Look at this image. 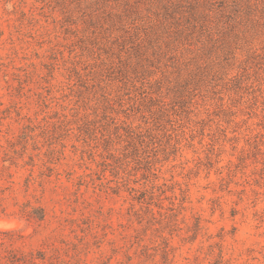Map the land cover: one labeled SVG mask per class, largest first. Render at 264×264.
<instances>
[{
	"label": "rangeland",
	"instance_id": "374dc122",
	"mask_svg": "<svg viewBox=\"0 0 264 264\" xmlns=\"http://www.w3.org/2000/svg\"><path fill=\"white\" fill-rule=\"evenodd\" d=\"M0 215V264H264V0H0Z\"/></svg>",
	"mask_w": 264,
	"mask_h": 264
},
{
	"label": "clouds",
	"instance_id": "9594fccd",
	"mask_svg": "<svg viewBox=\"0 0 264 264\" xmlns=\"http://www.w3.org/2000/svg\"><path fill=\"white\" fill-rule=\"evenodd\" d=\"M30 231L27 222L17 216L0 215V232Z\"/></svg>",
	"mask_w": 264,
	"mask_h": 264
},
{
	"label": "trees",
	"instance_id": "16d2710c",
	"mask_svg": "<svg viewBox=\"0 0 264 264\" xmlns=\"http://www.w3.org/2000/svg\"><path fill=\"white\" fill-rule=\"evenodd\" d=\"M44 215L42 216V219H43ZM39 258L42 260L44 259L45 257H42V255H38V256H32L30 257L29 259L25 257H18L17 259H13L12 262H23V263H26V264H39Z\"/></svg>",
	"mask_w": 264,
	"mask_h": 264
}]
</instances>
